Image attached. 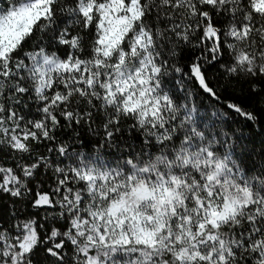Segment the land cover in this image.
I'll return each instance as SVG.
<instances>
[{
	"label": "snow or ice",
	"instance_id": "6c2138e0",
	"mask_svg": "<svg viewBox=\"0 0 264 264\" xmlns=\"http://www.w3.org/2000/svg\"><path fill=\"white\" fill-rule=\"evenodd\" d=\"M238 87L264 0H0V264H264Z\"/></svg>",
	"mask_w": 264,
	"mask_h": 264
},
{
	"label": "trees",
	"instance_id": "16d2710c",
	"mask_svg": "<svg viewBox=\"0 0 264 264\" xmlns=\"http://www.w3.org/2000/svg\"><path fill=\"white\" fill-rule=\"evenodd\" d=\"M235 95L240 97L241 99H245L246 103L251 104L253 107L258 109H264V102H258L254 97H248V90L244 87L243 91L238 87L235 91ZM201 102L211 108L216 104L215 101L208 99L205 95H201ZM233 129H238V135L243 137V146L244 147H252L255 144L257 147L264 142V124H261L259 121L254 125L250 124L249 126H245L243 123H233ZM40 152H44L45 149L41 146L39 148ZM11 203V199L6 195H0V206H7Z\"/></svg>",
	"mask_w": 264,
	"mask_h": 264
}]
</instances>
